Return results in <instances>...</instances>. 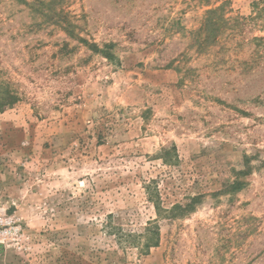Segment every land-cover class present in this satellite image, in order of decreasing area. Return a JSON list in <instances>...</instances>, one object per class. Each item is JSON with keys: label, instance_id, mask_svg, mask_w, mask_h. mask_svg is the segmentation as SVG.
<instances>
[{"label": "rangeland", "instance_id": "1", "mask_svg": "<svg viewBox=\"0 0 264 264\" xmlns=\"http://www.w3.org/2000/svg\"><path fill=\"white\" fill-rule=\"evenodd\" d=\"M260 1L0 0V264H264Z\"/></svg>", "mask_w": 264, "mask_h": 264}, {"label": "trees", "instance_id": "2", "mask_svg": "<svg viewBox=\"0 0 264 264\" xmlns=\"http://www.w3.org/2000/svg\"><path fill=\"white\" fill-rule=\"evenodd\" d=\"M208 2L211 0H207ZM210 3V2H209ZM227 1L221 3V5L210 7L206 12L204 16V23L207 30L210 31V33L214 36V39L219 38V33H221L223 30L222 28L225 26L228 29L234 28L235 26L239 25L240 21H243V18H235L230 17L227 13ZM254 16H264V0H261L260 2H257L254 6ZM252 17V18H253ZM238 21H235V20ZM259 41V44H262L264 42V39ZM1 86H5V83L1 82ZM6 87V86H5ZM15 102L13 100L6 101V102H0V108H4L6 106H11ZM156 209L158 212V215H161L162 212H167L165 209H163L159 204L156 203ZM114 232H116V236L118 237V240L122 243H144L143 247L144 249H149L151 246H157L160 242L161 232L160 227L157 223V220H153L146 225L141 232L139 233H131L129 231L124 232L123 229L119 226L118 228L114 229Z\"/></svg>", "mask_w": 264, "mask_h": 264}]
</instances>
